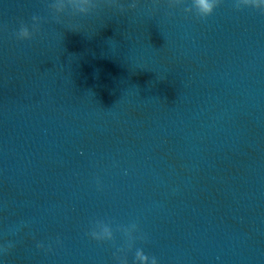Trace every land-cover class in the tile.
Returning a JSON list of instances; mask_svg holds the SVG:
<instances>
[{
  "label": "water",
  "instance_id": "1",
  "mask_svg": "<svg viewBox=\"0 0 264 264\" xmlns=\"http://www.w3.org/2000/svg\"><path fill=\"white\" fill-rule=\"evenodd\" d=\"M237 2L65 34L0 0V264H264V10Z\"/></svg>",
  "mask_w": 264,
  "mask_h": 264
},
{
  "label": "clouds",
  "instance_id": "2",
  "mask_svg": "<svg viewBox=\"0 0 264 264\" xmlns=\"http://www.w3.org/2000/svg\"><path fill=\"white\" fill-rule=\"evenodd\" d=\"M180 3L181 0H167L168 7L170 8L177 7ZM220 4L221 0H197V6L199 8L197 15L202 19L211 17ZM159 6L160 0H152L151 5L142 4L141 0H46V8L49 14L58 24L65 27V34L95 33L97 24L102 26L100 31L111 26L108 19L109 15H116L123 18L129 14L137 13L143 7H148L151 11L155 12ZM236 6L237 8L246 6L264 10V6L258 2H254V0H238ZM78 12H84L85 15L78 16ZM41 24L42 18L34 15L31 25L27 23L21 24L19 31L16 33V38L20 41H32L41 31ZM98 227H102V232L97 231ZM129 229L139 231L136 224L122 228L121 231L126 237L130 235ZM88 235L91 239L99 243L115 242L113 230L103 223H98ZM140 238L144 239L142 236ZM9 247L3 248L2 251L5 253L8 252ZM38 247L43 249L42 244L38 245ZM48 251H51V248ZM122 251V248L118 249V253ZM114 258L118 264H127L126 256L116 254ZM136 262L137 264H140V262L142 264H159L156 257H149L143 250H137Z\"/></svg>",
  "mask_w": 264,
  "mask_h": 264
}]
</instances>
